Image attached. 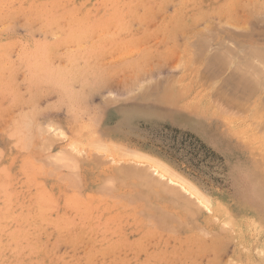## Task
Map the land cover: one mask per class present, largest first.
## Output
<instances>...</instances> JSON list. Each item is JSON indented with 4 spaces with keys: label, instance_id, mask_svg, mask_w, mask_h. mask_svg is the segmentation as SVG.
Here are the masks:
<instances>
[{
    "label": "rangeland",
    "instance_id": "1",
    "mask_svg": "<svg viewBox=\"0 0 264 264\" xmlns=\"http://www.w3.org/2000/svg\"><path fill=\"white\" fill-rule=\"evenodd\" d=\"M172 1L0 0V264H264V0ZM93 134L163 163L209 207Z\"/></svg>",
    "mask_w": 264,
    "mask_h": 264
},
{
    "label": "bare ground",
    "instance_id": "2",
    "mask_svg": "<svg viewBox=\"0 0 264 264\" xmlns=\"http://www.w3.org/2000/svg\"><path fill=\"white\" fill-rule=\"evenodd\" d=\"M126 1V0H125ZM163 1H165V0H132L131 2H124L123 0H109V2H110V6H137V5H140V6H160L161 4H163L162 2ZM172 1V0H171ZM178 1H180L179 3H180V6H189V5H193V6H197L198 4H199V2H198V0H178ZM214 2H213V5L212 6H216L215 8H214V11H212V9L210 10L211 12L210 13H212V12H218L219 10H220V8H219V6H223V9H224V7L225 6H229L230 8H231V6L233 7V4H234V2H235V0H227V1H220V0H213ZM246 2H248V3H251V2H253V3H255L256 1L255 0H245ZM259 1V0H258ZM169 2V1H168ZM173 2V1H172ZM236 2H237V0H236ZM245 2V3H246ZM55 3V2H54ZM178 3V4H179ZM244 3V2H243ZM253 3H252V5H253ZM34 4V3H33ZM36 4V3H35ZM38 4V3H37ZM158 4H160V5H158ZM167 4V3H166ZM177 4V3H176ZM209 5V4H208ZM248 5V4H247ZM163 6V5H162ZM200 6V5H199ZM246 6V5H245ZM187 8H189V7H187ZM211 8V7H210ZM222 8V7H221ZM222 9V10H223ZM185 10V9H184ZM225 11H226V9H225ZM225 11H223V12H225ZM203 13L200 15V16H202V15H206L207 14V11H202ZM222 12V13H223ZM227 12H228V10H227ZM230 12V11H229ZM228 12V13H229ZM182 13H183V10H182ZM185 13V12H184ZM183 13V14H184ZM208 13H209V11H208ZM220 14H221V11H220ZM179 15V14H178ZM208 15V14H207ZM230 15V14H229ZM187 16V15H186ZM214 16V15H213ZM178 17V16H177ZM231 17V16H230ZM132 18H133V15H132ZM135 18V17H134ZM173 18L174 19H176V17H174L173 16ZM182 18V17H181ZM184 18V17H183ZM182 18V19H183ZM226 18V17H225ZM227 19V18H226ZM231 19V18H230ZM132 20V19H131ZM200 20V19H199ZM207 20V19H206ZM135 21V20H134ZM139 21V20H138ZM211 21V20H210ZM226 21V20H225ZM207 22V21H206ZM230 22V21H229ZM208 24V23H207ZM206 24V25H207ZM221 28V27H220ZM223 28V27H222ZM255 28V27H254ZM210 29V28H209ZM208 29V30H209ZM212 29V28H211ZM193 32V31H192ZM258 32V31H257ZM205 36H207V35H205ZM244 36V35H243ZM221 45V44H220ZM190 46V45H189ZM223 46V45H222ZM201 48V47H200ZM130 49V48H129ZM209 49V48H208ZM216 49H217V47H216ZM241 49V48H240ZM249 50V49H248ZM247 50V51H248ZM130 51V50H129ZM198 51V50H197ZM199 51H201V49L199 50ZM218 51V50H217ZM247 51H246V53H247ZM191 52V51H190ZM203 52V51H202ZM206 52V51H205ZM262 52V51H261ZM259 53V55L261 54V58L262 57H264L263 55L264 54H262V53ZM134 53V52H133ZM226 53V52H225ZM243 53V52H242ZM245 53V54H246ZM172 55H173V53H171ZM193 54V53H192ZM210 54H212V52L210 53ZM209 54V55H210ZM215 54V53H214ZM240 54V53H239ZM244 54V53H243ZM244 54V57H245V60H246V63H244V64H249V60L247 61V59H246V57H249L248 56V54H250V53H248L247 55H245ZM197 55V54H196ZM252 55V54H251ZM170 56V55H169ZM193 56V55H192ZM198 56V55H197ZM202 56V55H201ZM214 56V55H213ZM240 56V55H239ZM111 57H112V55H111ZM158 57V56H157ZM209 57V56H208ZM210 57H211V55H210ZM232 57V56H231ZM193 58V57H192ZM228 58V57H227ZM194 59V58H193ZM193 59H191L190 58V60H193ZM206 59V58H205ZM218 59V58H217ZM222 59V58H221ZM224 59V61L225 62H227V61H229L230 62V59H228V60H225V58H223ZM242 59V58H241ZM209 60V59H208ZM207 60V61H208ZM213 60V59H212ZM215 60V59H214ZM232 60V59H231ZM238 60H240V58L238 59L237 58V62H238ZM243 60H244V58L242 59V60H240V61H242V63L241 64H243ZM195 61V60H194ZM251 61V60H250ZM204 62V61H203ZM212 62V61H211ZM217 62V61H216ZM216 62H213V63H215V66H216ZM225 62L223 63V66H220V67H223V68H227V67H225L224 65H226L225 64ZM236 62V61H235ZM235 63L234 64V67H232V68H235L236 66V64H238V63ZM245 62V61H244ZM256 62H257V60H256ZM260 62V61H259ZM195 63V62H194ZM193 63V64H194ZM222 63L220 64L219 63V65H222ZM240 63V62H239ZM253 64L255 63V62H252ZM258 63V62H257ZM192 64V63H191ZM190 64V65H191ZM212 64V63H211ZM227 64H228V62H227ZM251 64V63H250ZM249 64V65H250ZM208 66L209 65V61L205 64V66ZM212 65H214V64H212ZM219 65L218 66H216V67H219ZM229 65H230V63H229ZM257 65V64H256ZM255 65V66H256ZM260 65H261V63H260ZM213 67V66H211L210 65V67H212V68H209V66H208V70H206V69H203L204 71H211V70H209V69H212V71L211 72H209V73H211L212 75H216L217 77L220 75L217 71L220 69V68H218V70L216 71L219 75H217V74H213L212 72L213 71H215V70H213V69H215L216 67ZM227 66V65H226ZM238 66V65H237ZM246 66L247 65H245V68H244V66H243V69H241L242 71H241V74L239 73L240 71H237L238 72V74H240V76H243L244 75V70L247 72L248 70H246V69H249L248 67L246 68ZM264 65H262V67H263ZM242 67V66H241ZM251 67H253V65L251 66ZM258 67H261V66H259V64H258ZM139 68V67H138ZM256 68H257V66H256ZM240 69V68H239ZM202 70V71H203ZM225 70V69H224ZM251 71V70H250ZM256 71H257V69H256ZM262 72H264V71H262ZM261 72V74H263ZM215 73V72H214ZM243 73V74H242ZM249 73V75H250V77L249 78H252L251 76H252V74L254 75V72L252 73V71H251V74H250V72H248ZM247 73V74H248ZM258 73H260V72H258ZM205 74V76L207 75L206 73H204ZM204 74H203V76H204ZM256 74V73H255ZM200 76V75H199ZM208 77V76H207ZM215 77V76H214ZM213 77V78H214ZM230 77V76H229ZM238 77H239V75H238ZM244 77V76H243ZM246 77V76H245ZM264 77V76H263ZM203 78V77H202ZM231 78V77H230ZM234 78H235V75H234ZM236 78H237V75H236ZM255 78H256V76H255ZM258 78L259 79H254V78H252L253 79V81L256 83H261V82H259V81H261V79H260V76H258ZM198 79H200V77L198 78ZM211 79V78H210ZM232 79V78H231ZM230 79V80H231ZM238 79V78H237ZM241 79H244V78H242L241 77ZM215 79H213V81H214ZM228 80H229V78H228ZM230 80H229V82H230ZM234 80H236V79H234ZM238 80H240V79H238ZM263 80V79H262ZM223 81V80H222ZM224 81H226V80H224ZM223 81V82H224ZM240 81H243V80H240ZM239 81V82H240ZM247 81H249L248 79H247ZM205 81H203V83H204ZM212 82V81H211ZM222 82V84H224V85H226L225 83H223ZM228 82V81H227ZM229 82H228V84H229ZM233 82V81H232ZM238 82V81H237ZM238 82V83H239ZM245 83H246V81H244ZM243 82V83H244ZM264 82V81H263ZM231 83V82H230ZM241 83V82H240ZM243 83H241V85L239 84V86H238V88L239 87H241L242 86V88L244 87L242 84ZM255 84V85H257L256 87H260L261 85H259V84ZM209 84V83H208ZM212 84V83H211ZM233 84H235L234 82H233ZM233 84H231L232 85V87H233ZM254 84V83H253ZM264 84V83H263ZM213 85V84H212ZM221 85V84H220ZM223 85V86H224ZM236 85H238V84H235V86ZM248 85H250V83L248 84ZM229 86V85H228ZM227 86V87H228ZM246 86H247V83H246ZM213 87V86H212ZM211 87V88H212ZM224 87H226V86H224ZM231 87V88H232ZM264 86H262V88H263ZM229 88V87H228ZM236 87H233V89H235ZM237 88V90L236 91H238L239 89ZM245 88V87H244ZM244 88H243V90H244ZM247 88V87H246ZM248 88L250 89L251 87H249L248 86ZM252 88H253V86H252ZM262 88H259L260 90L262 89ZM168 89H170V88H168ZM168 89H164L162 92H166ZM207 89V88H206ZM248 89V90H249ZM230 90V89H229ZM228 90V91H229ZM241 90V89H240ZM242 90V91H243ZM169 91V90H168ZM167 91V92H168ZM170 91L172 92V90L170 89ZM216 91V90H215ZM225 91V90H224ZM235 91V90H234ZM234 91H231V92H233V94H227V93H225V94H227L228 96H230V98L232 97V99L234 98L235 99V97L237 96L238 97V99L240 100L241 98V96H243V95H236L237 94V92H236V94L234 93ZM247 90H244V93L246 92ZM249 91H251V90H249ZM160 92V91H159ZM159 92H158V94H157V96H159V99H162L164 96H166V97H164L165 99H166V101H167V97H168V95H170V92L169 93H167L166 92V95H161V93H160V95H159ZM260 92V91H259ZM239 93V92H238ZM247 93V92H246ZM250 93H252V91L250 92ZM168 94V95H167ZM222 94V93H221ZM225 94H224V96H225ZM171 95H172V93H171ZM178 94H176V96H177ZM215 95V94H214ZM227 95L225 96V99H226V97H227ZM232 95V96H231ZM173 96V95H172ZM235 96V97H234ZM162 97V98H161ZM215 97H217V96H215ZM218 97H220V95L218 96ZM162 99V102H164L165 101V99ZM169 98H171L170 96H169ZM168 98V99H169ZM212 98H214V97H212ZM222 98H223V95H222ZM224 99V98H223ZM229 99V98H228ZM228 99H226V100H228ZM231 99V100H232ZM247 99V98H246ZM257 99V98H256ZM164 100V101H163ZM172 100L174 101L175 99H172L171 98V101H167V103H172ZM177 100V99H176ZM212 100V99H211ZM215 100H217V99H215ZM226 100H224V101H226ZM236 100V99H235ZM238 100V101H239ZM165 101V102H166ZM234 101V100H233ZM242 101V100H241ZM244 101V100H243ZM247 101H248V99H247ZM212 102H213V100H212ZM228 102H229V100H228ZM231 102V101H230ZM236 102V101H235ZM234 102V103H235ZM174 103H176L175 101H174ZM174 103H172V104H174ZM214 103V102H213ZM219 103V102H218ZM225 103V102H224ZM232 103V102H231ZM262 103V102H261ZM222 104V103H221ZM225 104H227V102L225 103ZM236 105H237V103H235ZM239 104V103H238ZM192 105V104H191ZM216 105V104H215ZM232 105H233V103H232ZM231 105V106H232ZM236 105H234L235 107H236ZM220 106V105H219ZM238 106H240V105H238ZM217 107H218V105H217ZM233 107V106H232ZM235 107H233V109H238L237 107L235 108ZM223 108V107H222ZM227 108V107H226ZM225 108V109H226ZM231 108V107H230ZM219 109V108H218ZM221 109V108H220ZM228 109V108H227ZM226 109V110H227ZM232 109V108H231ZM259 109V108H258ZM224 111V110H223ZM250 111V110H249ZM248 111V112H249ZM238 112H239V110H238ZM246 112V111H245ZM222 113V112H221ZM227 113V112H226ZM235 113V112H234ZM234 113H232V114H234ZM237 114V113H236ZM248 114H250V113H248ZM231 115V114H230ZM259 114H257V116H258ZM236 116V115H235ZM238 116H240V114L238 115ZM242 116V115H241ZM262 115H260L259 117H261ZM25 117V116H24ZM19 118V117H18ZM251 119H252V117H251ZM259 120H260V118H259ZM258 119H257V121L258 122H261L262 123V121H259ZM263 121H264V119H262ZM27 121V120H26ZM234 121V120H233ZM253 121H255V120H253ZM29 122V121H28ZM258 122H257V124H258ZM254 123V122H253ZM253 123H252V126H253ZM26 124H28V123H25V125ZM23 125V124H22ZM25 125H24V128H25ZM29 125V124H28ZM262 125V124H261ZM16 127V126H15ZM19 126H17V128H18ZM254 127V126H253ZM24 128H21V129H24ZM258 128V127H257ZM26 129V128H25ZM261 129V128H260ZM25 131V130H24ZM260 132V131H259ZM22 134V133H21ZM23 135V134H22ZM38 137V136H37ZM261 138H263L264 137V133H263V135H261L260 136ZM81 137H76V138H73V140L75 139V141H73V144L72 145H74V148H75V145L76 144H78L79 143V139H80ZM36 139V138H35ZM90 139L92 140V142H93V144L102 152V151H106L105 153H111V154H113V155H117V157L118 158H120V157H124L125 158V155H126V158H127V156H130V157H128V158H132V159H136V160H144L145 162H147L148 164V168L150 167L151 169H153L152 171H154L155 172V176H157L158 174H160L159 175V177H160V179L161 180H163V178H166V180H168V179H171V180H174L175 182H177V183H179V187L181 188V189H184V190H188V192H189V194H193V196L194 197H196L197 199L199 198V200L204 204V205H206V206H208L209 207V204H210V202H209V200H208V198L207 197H205V196H203V195H201L200 194V192L194 187V186H192V185H190L189 183H187L186 181H184L180 176H178L177 174H175V173H172L171 171H169L168 169H167V167L163 164V163H161V162H159V161H157V160H155V159H153V158H151V157H149L148 155H146V154H144V153H142V152H129L128 150H126L125 148H123L122 146H119V145H114V144H105V143H103L98 137H97V135L96 134H93L91 137H90ZM24 140V139H23ZM46 140H44L43 142H45ZM254 141V140H253ZM39 142H42V141H39ZM48 142H50L49 141V138H48ZM77 142V143H76ZM262 142V141H261ZM32 143V142H31ZM52 143V142H51ZM71 143H72V141H71ZM70 143V144H71ZM82 143L84 144V143H86V142H84V141H82ZM254 143V142H253ZM43 144H46V142L45 143H43ZM43 144H41V145H43ZM69 144V145H70ZM50 145V144H49ZM79 145H80V143H79ZM79 145H78V147H79ZM93 145V146H94ZM254 145V144H253ZM83 146V145H82ZM81 146V147H82ZM260 146V145H259ZM47 147H48V145H47ZM76 147H77V145H76ZM87 147V146H86ZM24 148V147H23ZM23 148H22V150H23ZM41 148H43V146L42 147H40V149ZM45 148V147H44ZM43 148V149H44ZM88 148V147H87ZM94 148V147H93ZM47 149V148H46ZM77 149V148H76ZM75 149V150H76ZM95 149V148H94ZM97 149V150H98ZM25 150V149H24ZM81 150V149H80ZM26 151H27V149H26ZM58 152V151H57ZM66 152V151H65ZM75 152V151H74ZM79 152V151H78ZM77 152V153H78ZM100 152V153H101ZM59 153V152H58ZM61 153H62V151H61ZM70 153V152H69ZM79 153H81V152H79ZM107 153V154H108ZM60 154V153H59ZM63 154V153H62ZM68 154V153H67ZM74 154V153H73ZM56 155H57V153H56ZM75 155V154H74ZM78 155V154H77ZM81 155V154H80ZM80 155H79V157H80ZM94 155V154H93ZM48 156V155H47ZM46 156V157H47ZM76 156V155H75ZM83 156V158H84V155H82ZM108 156H110V155H108ZM49 157H51V156H49ZM48 157V158H49ZM55 157V156H54ZM69 157V156H68ZM115 157V156H114ZM258 158H260V159H262L261 160V163H259V164H261V168H264V151L263 152H261V153H259L258 154V156H257ZM56 158H57V156H56ZM63 158V159H62ZM78 158V157H77ZM82 158V157H81ZM52 159H53V157H52ZM60 159L61 160H63V162H64V165L60 162ZM60 159H59V156H58V158H57V160H59V161H55V159H54V161L52 160H50L52 163L51 164H55V165H57L59 162H60V164L62 165V166H66V167H68L69 165H71V164H73V163H75V165H76V161H75V159H71V158H69L70 160H68V158H66V161H65V159H64V156H60ZM80 159V158H79ZM121 159V158H120ZM44 160H49V159H44ZM95 160H98V159H95ZM26 161V160H25ZM35 161V160H34ZM69 162V164H66V163H68ZM112 161V160H111ZM131 161V160H130ZM41 162H45V161H41ZM55 162V163H54ZM94 162V161H93ZM113 162V161H112ZM144 162V163H145ZM47 163H49V162H47ZM71 163V164H70ZM116 163V162H115ZM127 163V162H126ZM137 163V162H136ZM26 164V163H25ZM57 165V166H60L61 167V165ZM66 164V165H65ZM98 164V163H97ZM120 164V163H119ZM122 164V163H121ZM124 164V163H123ZM257 164V163H256ZM50 165V164H49ZM91 165V164H90ZM126 165V164H125ZM137 165V164H136ZM23 166H24V164H23ZM72 167H73V165H71ZM120 166V165H119ZM116 166V164H115V166L113 167V168H123L122 166ZM128 166H130V165H128ZM143 166H146V165H143ZM51 167H53V166H51ZM55 167V166H54ZM57 168H59V167H57ZM56 168V169H57ZM69 169H70V167H68ZM126 168H127V166H126ZM126 168H124L125 170H126ZM129 168V167H128ZM132 168H136V167H132ZM146 168V167H145ZM36 169V168H35ZM60 169V168H59ZM68 169V171H71V170H69ZM123 169V170H124ZM137 169V168H136ZM135 169V171L134 170H130V173H131V175H132V173L134 172L135 174L137 173V175L139 174V175H142V176H140V177H142L143 179H145V181L146 180H148L149 179V177L147 178L145 175V173L143 174V172H142V170L139 172L138 170H136ZM140 169V168H139ZM143 169V168H142ZM73 170H74V168H73ZM75 170H77V168H75ZM120 170V169H119ZM122 170V169H121ZM124 170V172H126ZM145 170V169H144ZM150 170V169H149ZM67 171V170H66ZM35 172V171H34ZM67 173V172H66ZM73 173V172H72ZM119 173H120V171H119ZM142 173V174H141ZM156 173H157V175H156ZM73 174H75V173H73ZM127 174V173H126ZM129 174V173H128ZM66 175V174H65ZM122 175H123V173H122ZM153 175V174H152ZM69 176V175H68ZM71 176V175H70ZM73 176V175H72ZM72 176H71V178H72ZM134 177V176H133ZM139 177V178H140ZM158 177V178H159ZM66 179V178H65ZM64 179V180H65ZM77 179V178H76ZM135 179V178H134ZM59 180H61L60 178H59ZM63 180V178H62V180L61 181H64ZM74 180H75V178H74ZM73 180V178H72V182L74 181ZM141 180V179H140ZM150 180V179H149ZM69 181V180H68ZM144 181V180H143ZM159 181V180H158ZM72 182H70L69 181V183H72ZM76 182V181H75ZM74 182V183H75ZM148 182V181H147ZM161 182V181H160ZM68 183V182H67ZM105 183V182H104ZM111 183H112V181H111ZM150 183V182H149ZM154 183V182H153ZM164 183V182H163ZM77 184V183H76ZM165 184H166V182H165ZM155 185L156 186H158L156 183H155ZM70 186H71V184H70ZM72 186L74 187V184H72ZM71 186V187H72ZM104 186V188L106 187L105 185H103ZM160 186V185H159ZM171 186V185H170ZM67 187H69V185L67 186ZM72 187V188H73ZM102 187V186H101ZM108 187V186H107ZM143 187V186H142ZM160 187H162V186H160ZM172 187V186H171ZM175 187V186H174ZM178 187V186H177ZM78 188V187H77ZM158 188V187H157ZM166 189V188H165ZM175 189V188H174ZM150 190V189H149ZM148 190V191H149ZM163 190V189H162ZM183 190V191H184ZM170 190H167V192H169ZM176 191V190H175ZM149 192H151V191H149ZM167 192H166V190L164 191V193H166L167 194ZM185 193V192H184ZM165 194V195H166ZM170 194V196H172L173 195V193H169ZM172 194V195H171ZM178 194V193H177ZM176 194V195H177ZM155 195V194H154ZM175 195V194H174ZM173 195V196H174ZM261 195L262 194H259V198H260V201H261V204H263L264 205V199H261ZM192 196V195H191ZM175 197V196H174ZM192 199V198H191ZM187 200V199H186ZM178 202V201H177ZM186 202V201H185ZM200 202V203H201ZM186 204V203H185ZM200 205V204H199ZM244 210V209H243ZM210 211V210H209ZM153 217V216H152ZM146 219V218H145ZM149 219H151V218H149ZM158 219V218H157ZM257 222H259V223H262V225L264 226V218H262V217H258V218H256L255 219ZM149 221V220H148ZM230 221H231V219H230ZM258 223V224H259ZM233 226V225H232ZM237 226V225H236ZM241 228H242V226H241ZM237 232V231H236ZM235 233V232H234ZM260 245V244H259ZM262 246H263V248H264V242H263V244H262ZM264 255V254H263ZM261 257V256H260Z\"/></svg>",
    "mask_w": 264,
    "mask_h": 264
},
{
    "label": "crops",
    "instance_id": "3",
    "mask_svg": "<svg viewBox=\"0 0 264 264\" xmlns=\"http://www.w3.org/2000/svg\"><path fill=\"white\" fill-rule=\"evenodd\" d=\"M110 144L118 145V144L114 143V141H112Z\"/></svg>",
    "mask_w": 264,
    "mask_h": 264
}]
</instances>
